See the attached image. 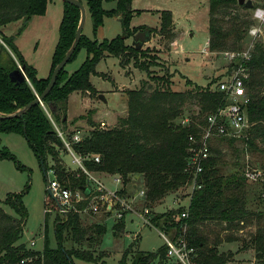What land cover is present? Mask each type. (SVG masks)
<instances>
[{
  "label": "trees",
  "instance_id": "trees-1",
  "mask_svg": "<svg viewBox=\"0 0 264 264\" xmlns=\"http://www.w3.org/2000/svg\"><path fill=\"white\" fill-rule=\"evenodd\" d=\"M52 0H0V28L19 20L27 22L35 16L44 15ZM89 14L93 33L102 25L104 16L118 17L123 27V34L112 39L98 40L81 34L80 39L68 62L75 60L78 52L84 49L86 56L81 64L72 72L66 70V64L59 71L56 81L41 103L32 105L22 115L11 117L0 116V133H18L27 141L33 153L39 160L46 174L53 169L57 180L72 189H79L87 194V177L80 168L69 171L65 168L59 156L64 148L52 121L57 127L68 129V100L73 92H95L90 81V75L95 74L96 64L106 55L120 58L122 66L133 62V66L145 71L148 79H141L138 87L124 90L127 96V111L119 116L111 127L96 125L91 118L89 133L79 142L73 143V150L87 157L83 166L89 172L102 175H116L120 178L119 194H122L130 182L132 174L142 177L144 197L141 207L150 209L152 225L161 232L170 233L171 239L180 232V227L186 224L185 237L190 246L195 248L193 262L196 264H226L233 259L236 251L222 249V244L235 240L230 231H242L245 226L255 225L254 231L245 239L244 248L254 251L255 259L264 262V207L249 209L247 195L251 180L238 169L227 171L220 161L216 147L210 144L209 157L203 162L199 174L198 187L185 192L187 204H179L165 212L154 210L158 203L168 195H177L185 188L191 187L190 175L186 171L189 158V134H198L205 124L206 116L223 103L222 93L216 90L213 79L205 86L194 85L190 89L181 90L173 86V81L167 74H157L150 66L156 65L153 49L137 48L136 43L128 44L126 39L133 37L139 28H130V20L134 10L132 0H80ZM264 2V0H258ZM254 0L253 8L259 4ZM104 3H112L105 8ZM234 7L247 9L238 4L237 0L208 1V50L211 53L226 49H241L246 39L247 31L253 24L248 16H231L226 10ZM79 8L62 1V17L58 25V38L55 43L49 72L45 77H39L36 68L27 65L16 47L6 35L1 38L10 50L0 42V114L7 115L23 107L40 95L48 84L55 65L63 58L70 47L79 22ZM172 12L161 10L157 32L168 41L175 37ZM144 27V26H143ZM152 29L149 28V33ZM148 40V39H147ZM144 58V59H143ZM148 58H152L149 61ZM24 66L27 80L13 82L9 72L18 68L17 61ZM189 83V81H188ZM245 85L250 97L247 107L250 126L242 137H220L229 144L241 140L248 151L262 154L260 169L264 173V42L256 40L248 62V75ZM188 100H195L198 106L195 114L187 122H177L183 111V105ZM85 114V113H84ZM83 114L73 118L74 125ZM97 155L99 161L90 158ZM13 159V155L5 147L0 148V159ZM48 159L51 163L48 164ZM239 156L235 165L239 164ZM240 166V164H239ZM20 168V165L17 164ZM245 168V167H244ZM264 190V181H259ZM190 193V195H189ZM262 193V192H261ZM23 192L11 194L3 200L16 215L6 212L0 206V264H76L74 258L96 262L97 257L92 251L70 246L65 248L63 241L70 239L75 243L88 241V244H100L105 233V227L99 223L83 226L78 213H69L67 217L54 219V234L56 247L49 245L47 235L48 214L58 210V204L46 191L45 227L43 247L41 251H32L24 243L18 242L23 233L26 219V209L21 201ZM188 196H190L188 198ZM259 197H261L259 195ZM87 200L78 206L85 205ZM187 210V216L181 213ZM61 219V220H60ZM210 222L217 232L208 228ZM123 217L113 225L112 232L116 235L123 229ZM227 232L224 236L220 232ZM209 237H212L209 239ZM164 244L153 251L133 250L128 247L121 254L118 264H181L175 258L166 255ZM31 257L30 261H19Z\"/></svg>",
  "mask_w": 264,
  "mask_h": 264
},
{
  "label": "rangeland",
  "instance_id": "rangeland-1",
  "mask_svg": "<svg viewBox=\"0 0 264 264\" xmlns=\"http://www.w3.org/2000/svg\"><path fill=\"white\" fill-rule=\"evenodd\" d=\"M208 1L132 0L131 2V8L134 12L129 23L130 28H139L138 31L145 28L152 29V32L149 33V39L142 42L141 47L153 49L150 53L155 54L156 58L155 60L148 58V60H153L157 64L150 66L151 69L159 75L162 73L169 75L175 88L186 90L194 85L205 86L213 79H216V84L226 71L227 63L221 54L219 52L211 53L208 50V33L206 30L209 16ZM251 1L254 2V0ZM258 3L257 6L264 8V2L258 1ZM103 5L105 8H110L113 4L104 3ZM162 8L174 11L172 20L175 37L171 42L157 32ZM226 12L228 15L225 20H229L234 15L248 16L252 19V10L248 8L234 7L226 10ZM61 17L62 0H52L48 3L44 15L32 17L27 22L19 20L11 25L1 27L0 40H2L3 35L10 38L24 62L36 68L37 76L45 77L49 72ZM82 33L98 40L112 39L123 34V27L118 17L104 16L102 25L93 33L92 21L87 14ZM257 39H262L264 42L263 38ZM126 42L128 44L133 43V37L127 38ZM248 42L249 37L246 36L242 46ZM3 45L10 50V45L5 43ZM204 47L207 52L203 51ZM85 56V50L81 49L75 60L66 64V70L68 72L75 70ZM17 63L20 67L22 66L18 61ZM95 70L96 73L90 75V81L95 92H73L68 100L66 117L69 123L68 129L64 132L72 133L78 130L82 139L91 129L89 118L96 125L103 123V127L113 126L118 117L125 115L127 111V96L124 90L138 87L141 79L149 78L145 71L135 68L132 61L122 66L120 58L113 55H106L100 59ZM215 84L212 86L214 87ZM100 96H103V99ZM182 109V114L176 119L177 122L188 120L195 114L198 106L195 100H188ZM81 114L85 116V119H80L73 125L70 120ZM218 138L212 141V145L218 149L221 165L227 171L238 169L242 172L247 165L255 169L261 168L262 154L257 151H248L245 143L241 140L229 144L226 140ZM3 146L10 151L14 160L0 159V206L6 212L16 215L9 205L3 203V200L11 194L23 192L21 201L26 209V219L23 233L18 242L24 243L32 251H41L45 227L46 185L48 181L56 177L54 173L47 171L45 174L43 172L38 158L21 134L0 133V148ZM59 156L67 170L76 171L80 169L79 165L73 161L71 153L67 152L65 148L60 150ZM237 156H239L240 166L239 164L235 165L234 162ZM48 162V164L51 163L50 159ZM17 164L20 165V168L17 167ZM93 175L103 177L100 179L108 189L120 190L118 183L113 180L114 175L101 176L97 172H94ZM137 175L136 178H131L132 180L126 187L127 192H129L128 195L134 196V200L131 202L133 209L141 210L140 201L143 197L139 196L141 185ZM261 183L259 181L249 182L247 195V207L249 209H262L264 207V190L261 188ZM87 185H90L88 180ZM71 190L74 192L79 189L71 188ZM187 191H190V187L185 188L177 195L166 196L151 211L165 212L168 209L177 208L179 204L186 205L187 197L184 194ZM130 212H126L123 219V229L118 230L116 235L112 232L113 225L118 221L114 212L78 213L84 227L94 222L105 227L102 241L97 245H89L88 241L77 244L73 240L67 239L63 241V246L65 248L74 246L89 249L93 256L98 258L96 262L74 258L76 264H118L121 254L128 247L133 248V250L153 251L165 244L162 234L171 236V232L163 233L155 226L144 224L134 213ZM57 214V211L51 210L47 219V235L51 247L57 245L54 234V219ZM254 229L255 225H251L245 226L242 231H230L229 234H232L235 240L223 243L221 248L236 250L237 255L236 259L227 264H264V262L255 259L252 249L243 247L245 239ZM222 231L220 229L224 236L227 232ZM211 238L209 237V239ZM31 241L34 244H31Z\"/></svg>",
  "mask_w": 264,
  "mask_h": 264
},
{
  "label": "built area",
  "instance_id": "built-area-1",
  "mask_svg": "<svg viewBox=\"0 0 264 264\" xmlns=\"http://www.w3.org/2000/svg\"><path fill=\"white\" fill-rule=\"evenodd\" d=\"M251 16L255 23L247 31L249 42L241 49H226L219 52L227 63L226 71L215 84L216 90L222 93L223 103L215 111L210 112L206 116L205 124L201 126L198 134L191 133L188 135L190 154L186 163V171L190 175L191 180L190 193L193 188L199 186V174L202 171L203 162L209 157L211 142L218 137H242L250 126L247 113L250 97L245 85V79L248 75V62L251 59L256 38L264 39V8L259 6L253 8ZM0 42L4 44L2 40ZM203 51L207 52L205 47ZM187 121L185 119L182 123ZM52 123L63 142L64 148L67 152L71 153L73 161L84 171L88 182H90V189L87 190L86 195L80 192L81 190L73 192L70 187L56 178L47 182L46 189L50 190L51 197L56 200L58 204L57 213L60 217L65 219L67 214L74 212L98 213L103 211L106 213L114 212L115 218L120 219L124 216V213L134 211L131 202L122 198L118 189H108L100 178L84 168L83 159L87 157L76 153L72 148L73 143L82 140L79 131L75 130L72 133H65L53 121ZM100 126L103 128V123ZM90 158L99 161L97 155H90ZM48 172L54 173L53 169H49ZM243 173L251 181H264V173L261 169H255L247 165ZM115 182L120 185V178L118 176H116ZM144 193V189H140L139 196L144 197ZM84 200H87L85 205L82 207L78 206ZM140 211L141 221L144 224L153 226L150 220V209L141 207ZM187 213V210H184L181 216L186 217ZM185 232L186 224H183L175 239L162 234L167 246L166 255L175 258L181 264H196L193 262L196 254L195 248L188 244ZM31 244H34V242L31 241ZM30 260L31 257H28L19 262L24 263Z\"/></svg>",
  "mask_w": 264,
  "mask_h": 264
},
{
  "label": "water",
  "instance_id": "water-1",
  "mask_svg": "<svg viewBox=\"0 0 264 264\" xmlns=\"http://www.w3.org/2000/svg\"><path fill=\"white\" fill-rule=\"evenodd\" d=\"M66 1L68 3H71L79 8L80 12V18L79 22L75 31V37L70 45V47L67 49L65 52L63 58L55 65L53 68L48 84L45 87V89L42 91V93L38 96H36L35 99L24 105L23 107L15 110L14 112L7 114V115H1L0 116H6V117H11L15 115H22L27 109H29L32 105L41 103L45 95L50 91V89L53 87L56 77L59 73V71L64 67V65L68 62L71 54L73 53L74 49L76 48L78 41L80 39V36L82 34V29L84 27V24L86 22V17H87V12L84 4L80 0H62ZM238 4L244 5L246 8L251 9L253 7V3L251 0H237ZM149 39V28H145L142 31H138L133 35V43H136V47L140 48L142 42L146 41ZM9 79L13 82H20L23 80H27L26 74L24 72V66H19L18 68H15L9 72ZM100 98L103 99V96H100ZM88 190V189H87ZM47 193L51 196L50 190L46 189ZM88 191H86L87 193Z\"/></svg>",
  "mask_w": 264,
  "mask_h": 264
},
{
  "label": "crops",
  "instance_id": "crops-1",
  "mask_svg": "<svg viewBox=\"0 0 264 264\" xmlns=\"http://www.w3.org/2000/svg\"><path fill=\"white\" fill-rule=\"evenodd\" d=\"M165 8H162V10H164ZM166 10H170L172 13H174V11L173 10H171V9H166ZM117 18V17H116ZM160 19V18H159ZM137 174H132L131 175V177H130V180H132L131 178H136L135 176H136ZM103 176V175H102ZM138 177H139V181H140V185H141V187H140V189H142L143 188V181H142V177H141V175H137ZM98 177V176H97ZM98 178H103V177H98ZM115 178H116V175H114V178H113V180L115 181ZM113 181V182H114ZM119 187H120V185H118ZM127 189V187L125 188V190H124V194H123V196H122V198H124L126 201H129V202H132L133 200H134V196L131 194V195H128V193L129 192H127L128 191V189ZM140 189H139V191H140ZM125 196V197H124ZM131 196H133V197H131ZM188 201V200H187ZM137 203V202H136ZM132 213H134L135 215H136V217L138 218V219H140L141 220V217H140V215H141V211L140 210H134V211H131ZM130 212V213H131ZM157 212V211H156ZM160 212V211H159ZM161 212H163V211H161ZM128 213V212H127ZM125 214L126 213H124V216H123V219H124V217H125ZM109 215V214H108ZM208 228H209V230L211 231V232H217V230H215L216 229V227H215V225H213V223L212 222H210V224L208 225ZM232 250V249H231ZM236 251V250H235ZM236 255H237V253H235L234 254V256H233V259L231 260V261H233L234 259H236ZM231 261H229V262H231ZM228 263V262H227ZM226 263V264H227Z\"/></svg>",
  "mask_w": 264,
  "mask_h": 264
}]
</instances>
